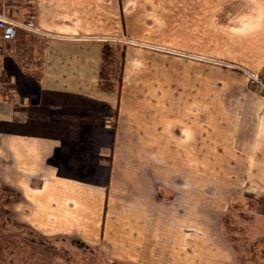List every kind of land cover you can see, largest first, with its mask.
Instances as JSON below:
<instances>
[{"label": "crops", "instance_id": "obj_1", "mask_svg": "<svg viewBox=\"0 0 264 264\" xmlns=\"http://www.w3.org/2000/svg\"><path fill=\"white\" fill-rule=\"evenodd\" d=\"M17 7L42 33L0 55V264H264V0Z\"/></svg>", "mask_w": 264, "mask_h": 264}, {"label": "built area", "instance_id": "obj_2", "mask_svg": "<svg viewBox=\"0 0 264 264\" xmlns=\"http://www.w3.org/2000/svg\"><path fill=\"white\" fill-rule=\"evenodd\" d=\"M18 3L19 0H0V55L7 49L13 52L11 48H7V45L17 38L20 31L42 33L33 19L20 20L10 16L9 12H19ZM243 72L247 75L251 87L261 90L264 95V75L260 72Z\"/></svg>", "mask_w": 264, "mask_h": 264}, {"label": "rangeland", "instance_id": "obj_3", "mask_svg": "<svg viewBox=\"0 0 264 264\" xmlns=\"http://www.w3.org/2000/svg\"><path fill=\"white\" fill-rule=\"evenodd\" d=\"M114 58V60H113ZM121 55H120V51L118 48H114L112 49L111 51H108L106 52V55H105V61L108 62L106 67H107V70H106V73H110L111 72V69H108V65H111L112 69L114 70V73L115 75L117 76L116 78V85L117 83L119 82V79H118V76H119V73H120V68H121ZM105 63V62H104ZM262 75H264V72H260ZM245 76L247 77V75L245 74ZM248 78V77H247ZM248 86L250 87V89L256 91L257 93H259L260 95H263L262 91L255 88V87H251L252 85L249 83V80H248ZM244 208V207H243ZM248 212V211H246ZM234 215H233V214ZM231 214H229L226 219L224 220V223L226 224V230L227 232H229L230 234H232L234 236V231L237 229L238 231L240 230V228L242 227L240 224V221H241V216H244L246 215L245 213H242V212H232ZM244 218V217H243ZM231 223V224H230ZM2 240H0V242H2L3 240H5L4 238H1ZM6 240H10V238H6ZM19 241L20 243H22V239L19 238ZM237 242V245L238 246H241L242 245V242L240 240L236 241Z\"/></svg>", "mask_w": 264, "mask_h": 264}]
</instances>
